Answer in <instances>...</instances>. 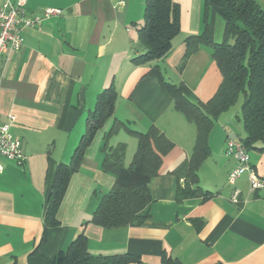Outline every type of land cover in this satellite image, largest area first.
I'll use <instances>...</instances> for the list:
<instances>
[{
    "label": "crops",
    "instance_id": "1",
    "mask_svg": "<svg viewBox=\"0 0 264 264\" xmlns=\"http://www.w3.org/2000/svg\"><path fill=\"white\" fill-rule=\"evenodd\" d=\"M176 1L180 32L161 67L169 81L183 82L200 101H206L221 82L208 49L201 47L181 72L177 69L185 36L204 29V1ZM144 3L27 0L28 15H40L46 8L60 13L22 29L21 48L9 50L0 62V122L14 115L10 130L20 139L25 156L22 164L0 159V264H27L43 233L55 172L60 163L70 161L85 131L88 111L111 83L117 92L113 116L96 131L79 168L70 175L57 212L59 224L47 230L41 254L52 257L66 250L83 231L91 254L128 252L138 255L142 264H160L163 252L184 264H264V187L252 190L247 174L233 183L227 180L235 161L224 152L225 139L234 138L232 125L239 127L228 110L215 121L208 137L210 154L198 169L200 186L213 194L205 200H174L175 179L170 171L190 156L195 127L174 110L158 79L145 75L149 65L135 66L130 61L141 50L136 27L143 21ZM206 15L210 39L222 41L224 20L213 9ZM113 118L138 131L154 125L173 143L149 183L150 216L139 226L103 228L88 222L114 181L101 169L103 138ZM119 142L126 144L124 164L128 165L136 139L122 128L108 140L110 145ZM248 154L264 179V151L251 149Z\"/></svg>",
    "mask_w": 264,
    "mask_h": 264
},
{
    "label": "trees",
    "instance_id": "2",
    "mask_svg": "<svg viewBox=\"0 0 264 264\" xmlns=\"http://www.w3.org/2000/svg\"><path fill=\"white\" fill-rule=\"evenodd\" d=\"M204 29L199 34L184 38V52L177 66L182 71L191 55L201 47L210 52L220 74L221 82L215 93L200 101L183 82H171L163 74L161 62L172 51L173 38L180 32V6L176 0H145L143 21L136 27L141 50L130 58L133 65H149L146 76H154L171 96L174 110L181 113L195 127V140L191 154L181 160L170 173L175 179L174 200L187 198L208 199L213 193L202 188L198 169L210 154L209 133L219 117L238 99L243 135L248 150L264 151V9L255 0H203ZM213 9L224 20L223 39L214 42L209 37L206 14ZM116 88L111 83L98 93L94 107L88 111L85 131L68 163H60L51 185L43 216V233L39 243L28 255L27 264H142L136 254L124 252L94 255L88 251L87 237L80 231L64 251L52 257L41 254L49 228L59 224L57 212L72 172L82 161L86 147L96 131L113 116ZM125 128L136 139V149L128 165L124 164L126 144H108L109 138ZM173 143L156 126L146 131L127 128L113 118L105 132L101 150V169L114 177L111 188L102 195L88 222L103 228L139 226L150 216L149 183L157 175L162 155ZM196 224V222H194ZM201 222L197 224L198 229ZM160 264H184L165 252Z\"/></svg>",
    "mask_w": 264,
    "mask_h": 264
},
{
    "label": "built area",
    "instance_id": "3",
    "mask_svg": "<svg viewBox=\"0 0 264 264\" xmlns=\"http://www.w3.org/2000/svg\"><path fill=\"white\" fill-rule=\"evenodd\" d=\"M27 0H0V62L9 50L18 51L23 43L20 31L24 28L38 26L40 22L52 14L60 13L59 9L46 8L40 15L31 16L26 12ZM15 121L13 114L7 115V121L0 122V159L5 158L22 164L25 156L21 141L14 137L11 126ZM224 152L235 161V166L228 172L229 183L235 182L243 174L248 175L252 190L264 187V179L257 175L250 164L248 149L242 141L227 136ZM2 165L0 163V171Z\"/></svg>",
    "mask_w": 264,
    "mask_h": 264
},
{
    "label": "rangeland",
    "instance_id": "4",
    "mask_svg": "<svg viewBox=\"0 0 264 264\" xmlns=\"http://www.w3.org/2000/svg\"><path fill=\"white\" fill-rule=\"evenodd\" d=\"M255 1L264 9V0H255ZM134 32H135V29H134ZM173 40H174V38H173ZM162 70H163V74H164L165 78L168 77L166 75L165 70L164 69H162ZM169 75H171V74L169 73ZM242 101H243V96H242V94H240V96L238 97V99L236 100V102L228 109V114H233L232 123L233 124L239 123V127H237V128L234 125H232L230 127V130H232V136L234 138H238V136H242L243 135V130H241L242 129L241 128V121L238 120L235 117L236 115L238 117L240 116V105H241ZM129 156H131V153L129 154Z\"/></svg>",
    "mask_w": 264,
    "mask_h": 264
}]
</instances>
